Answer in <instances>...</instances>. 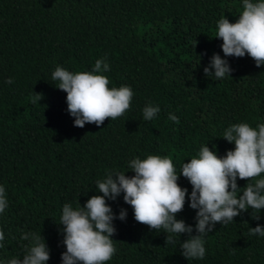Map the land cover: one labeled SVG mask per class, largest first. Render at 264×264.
Returning a JSON list of instances; mask_svg holds the SVG:
<instances>
[{
	"label": "trees",
	"instance_id": "16d2710c",
	"mask_svg": "<svg viewBox=\"0 0 264 264\" xmlns=\"http://www.w3.org/2000/svg\"><path fill=\"white\" fill-rule=\"evenodd\" d=\"M242 11L243 0H0V186L7 200L0 264L23 258L33 243L25 234L45 241L46 264H62L63 206L83 207L103 195L97 181L131 177V160L149 155L171 158L177 183L188 190L176 218L196 234L192 186L179 174L183 163L204 146L224 157L235 148L223 139L229 127L264 123V65L247 55L224 57L223 41L215 38L218 21L235 23ZM213 54L228 61L231 76H205ZM97 60L109 66L97 73L109 88H131L130 108L99 128L75 127L52 73L58 66L91 72ZM36 93L41 100L33 103ZM149 105L160 111L145 120ZM254 183L237 178V197ZM106 202L115 216L122 209L127 215L113 221L116 251L105 264H264V236L250 233L264 227V209L217 223L203 237L204 257L187 260L180 245L188 234L165 245L167 233L136 222L123 193Z\"/></svg>",
	"mask_w": 264,
	"mask_h": 264
},
{
	"label": "clouds",
	"instance_id": "9594fccd",
	"mask_svg": "<svg viewBox=\"0 0 264 264\" xmlns=\"http://www.w3.org/2000/svg\"><path fill=\"white\" fill-rule=\"evenodd\" d=\"M215 38L223 41L224 57L247 55L255 61L256 67L264 65V0H243L238 20L231 23L222 17L217 23ZM108 67L107 63L97 60L91 72L74 74L58 66L52 73V79L59 82L56 88L67 94V112L74 118L75 127L95 124L99 128L106 119L115 120L130 108L131 88H109L108 78L97 74ZM203 71L205 76L219 80L230 75L232 69L226 59L213 54ZM6 82L11 84L12 80ZM41 96L36 93L32 102L41 100ZM159 111V107L149 105L143 109V118L152 120ZM169 119L179 123L175 115L170 114ZM223 139L234 143V150L218 157L204 146L198 158L183 163L179 173L192 186L188 199L189 206L196 210L195 235L193 226L176 218L184 208L188 190L177 183L179 175L171 158L149 155L143 160H131L129 167L133 176L116 173L97 181L98 192L103 195L91 196L83 207L74 210L69 204L63 206L59 225L63 226L66 251L61 254L62 264H105L112 258L116 251L112 239L116 232L113 221L125 220L127 212L122 209L119 216H115L106 198L115 200L121 193L124 202L133 209L136 222L149 229H163L167 233L165 245L172 243L177 234H188V239L180 245L181 254L187 260L202 259L205 255L203 237L212 232L217 223L227 224L249 209H264V179H257L264 173V123L258 124L256 129L247 123L232 125L224 132ZM237 178L255 181L245 185L239 197ZM6 207L5 189L0 186V213ZM250 233L264 236V227L257 225L250 228ZM29 236L32 246L22 259L13 258L8 264H46L50 259L45 241L41 242L40 237L33 234H25L22 239ZM3 240L4 233L0 231V241Z\"/></svg>",
	"mask_w": 264,
	"mask_h": 264
}]
</instances>
